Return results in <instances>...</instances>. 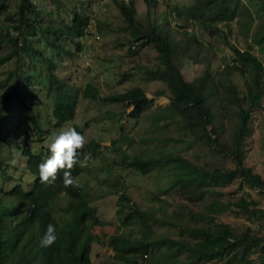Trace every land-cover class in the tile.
Instances as JSON below:
<instances>
[{"label":"trees","instance_id":"1","mask_svg":"<svg viewBox=\"0 0 264 264\" xmlns=\"http://www.w3.org/2000/svg\"><path fill=\"white\" fill-rule=\"evenodd\" d=\"M143 1L149 6L156 4V0ZM112 2L132 43L127 46L129 54H136L147 46L156 53L157 62L143 70L144 78L163 82L170 95L167 97L168 104L156 110L153 122L164 120L163 124H167L166 121L176 124L182 130L184 140L199 143L210 154L228 156L233 164L232 168H206L171 151L158 156H130L126 149L133 144V140L120 128L119 137L111 142L118 153L111 164L118 168H133L142 175L164 171L171 187L179 190L185 199L198 194L202 207L193 210L181 203L176 210L171 208L163 217H158L151 210L139 209L125 192L120 191L115 210L120 225L107 240L112 257L118 264H200L211 260L264 264V208L254 199L244 196L226 202L212 196L215 194L212 191L214 187L236 181L238 188L246 186L264 197V176L254 172L245 162L251 112L261 107L264 97V67L258 56L251 52L254 45L258 55H264V26L249 32L252 22L249 6H254L264 15V0H194L190 5L173 10L174 17L198 22L210 36L219 32L222 44L233 56L230 64L223 68L222 77H214L205 66L202 73L190 81L184 79L178 61L187 41L196 42L194 36L181 26L182 38L176 39L166 24H141L136 19L132 2ZM16 7L12 17H4L7 25L0 32V44L8 40L11 49L0 57V63L20 52L33 58L41 56L39 50L29 47L25 37L36 35L35 25L41 20L40 13L32 0H17ZM4 10L5 3L0 0V12ZM239 15L248 20L244 30L248 33L250 45L245 49L230 43L224 30L216 26L218 23L226 24ZM86 24V19L73 14L71 21L62 24L61 28L44 29L53 35L51 40L46 36L44 39L51 48L73 56L61 47L57 39L67 40L78 49L77 40L84 35ZM23 37V42H20ZM42 63L45 84L51 92L53 125L60 128L73 118L79 93L58 80L53 71L55 65L49 59L44 58ZM12 72V83L0 93V142L8 133L7 111L16 106L23 108V116L29 126V130L22 133L23 144L38 141L48 136L50 131L39 126L22 92L33 75L23 74L24 78L20 81L19 74L14 69ZM232 73L242 77V88L228 80ZM162 93L156 91L155 95ZM80 94L82 98L128 105L130 120L138 119L151 107V101L138 86L100 97L96 88L87 83ZM262 110L264 131V108ZM72 127L80 132L78 126ZM162 140L177 141L167 136ZM262 147L264 149V136ZM17 148L25 158V170L33 180L18 179V183L5 191L0 189L3 197H0V264H92L90 249L93 237L89 225L98 220L94 207L88 203L87 191L80 184L79 187H65L63 172L53 185L41 183L38 165L43 161L42 157L25 145ZM98 152L99 144L94 140L88 141L83 149V153L92 154L91 160ZM80 172L81 167L77 165L72 171L73 177L76 178ZM0 175L4 180L10 178L1 160ZM230 207L255 225H243L238 231H233L228 223L219 221L216 215ZM50 223L55 225L58 239L52 246L42 247L40 240ZM155 224L165 225L177 235L159 232ZM253 254L255 256L251 257Z\"/></svg>","mask_w":264,"mask_h":264},{"label":"rangeland","instance_id":"2","mask_svg":"<svg viewBox=\"0 0 264 264\" xmlns=\"http://www.w3.org/2000/svg\"><path fill=\"white\" fill-rule=\"evenodd\" d=\"M5 10L0 12V32L6 28V17H12L17 0H3ZM41 20L35 25L36 35L25 36L29 47L40 51L41 56L33 58L20 52L17 56L0 63V93L3 88L13 81V69L19 74L30 73L29 84L24 88L25 100L30 103L33 114L39 126L50 131L48 136L38 141H27L23 144L22 133L28 131V124L23 116V108L13 107L7 119V131L4 141L0 142V160L4 163L5 171L10 178L2 179L0 175V189L5 191L11 185L23 181L33 180L25 170V158L17 146H27L44 160L51 153L49 151L50 137L67 127L76 125L80 128L88 141L94 140L99 144V152L94 160L89 161L87 167H81L77 180L87 191L88 203L95 209L96 223L89 225L93 241L90 249L92 264H118L112 257V250L107 245L108 237L115 233L120 225L115 212L117 196L120 191L125 192L139 209H147L163 217L169 209H177L185 203L193 210L201 209L202 200L199 195L185 199L179 190L171 187L166 172L156 170L147 174H140L133 168H118L111 164L118 156L111 142L117 139L120 128L133 140V144L126 149L128 155H154L158 156L165 151L181 154L185 158L196 162L206 168L221 167L232 168L233 164L228 156L220 153L210 154L199 143L184 140L182 130L176 124L166 121L153 122L158 108L166 106L170 95L165 84L158 80L147 81L143 70L153 67L157 62L156 53L147 46L136 54H129L127 50L130 43L128 32L124 30L123 21L112 0H32ZM194 0H156L154 6L147 5L143 0H128L132 2L136 19L141 23L153 22L157 25H167L176 39L182 38V28L189 35H193L196 42L187 41L182 56L179 58L180 72L184 79L190 81L198 77L205 66H208L214 77L223 76V68L232 61L230 50L222 44L219 32L210 36L201 25L192 20L174 17L173 10L181 6L190 5ZM252 22L249 32L264 26V15L260 14L254 6H249ZM73 14H78L87 20L84 35L80 37L79 48L73 43L58 38L64 50L73 53V56L63 51L51 48L44 39H52L44 29L55 30L68 24ZM247 19L237 16L226 24H216L218 29L224 30L227 39L237 48L245 49L250 45L248 33L244 30ZM229 30V33L227 32ZM24 37L20 39L23 42ZM251 52L258 56L264 67V55H258L255 46ZM11 49L8 40L0 44V57L5 56ZM28 51H31L28 49ZM49 59L54 65L53 69L59 81L66 83L69 88L78 91L73 118L62 127L55 128L51 115V92L45 84V68L43 59ZM228 80L242 88V77L232 73ZM96 88L100 97L123 92L129 87H140L151 101V107L136 120H130L127 112L128 105L107 103L100 100H91L81 97V90L86 84ZM156 91L162 95L156 96ZM264 97L260 108L251 112L250 132L246 138L245 162L254 172L264 176V149L262 140L264 136L261 122ZM10 121V122H9ZM167 136L176 139L175 142H164ZM31 139L34 140L32 136ZM83 158V157H82ZM81 158V159H82ZM213 197L222 202L234 201L239 196L254 199L264 208V197L254 189L244 186L237 187L232 181L223 186L212 189ZM1 198H3L0 195ZM2 200L0 199V202ZM219 221L228 223L233 231H238L243 225L253 227L254 222L246 219L233 208H225L216 215ZM198 224V223H196ZM155 229L170 236L177 235L175 231L165 225L155 224ZM123 231L128 232L127 229ZM253 254L251 257H254ZM200 264H234L232 260H211Z\"/></svg>","mask_w":264,"mask_h":264},{"label":"clouds","instance_id":"3","mask_svg":"<svg viewBox=\"0 0 264 264\" xmlns=\"http://www.w3.org/2000/svg\"><path fill=\"white\" fill-rule=\"evenodd\" d=\"M50 155L39 165V179L45 185H53L59 174L63 172L65 187H79L77 178L73 177V169L79 165L87 167L92 159L91 153H83L87 140L75 127H67L50 137ZM81 155L83 158L81 159ZM58 239L55 225L49 224L40 240L42 247H50Z\"/></svg>","mask_w":264,"mask_h":264},{"label":"built area","instance_id":"4","mask_svg":"<svg viewBox=\"0 0 264 264\" xmlns=\"http://www.w3.org/2000/svg\"><path fill=\"white\" fill-rule=\"evenodd\" d=\"M123 2H127L128 0H122Z\"/></svg>","mask_w":264,"mask_h":264}]
</instances>
